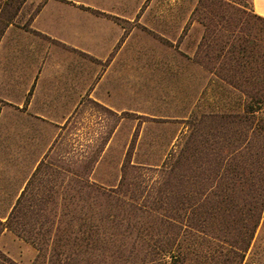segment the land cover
<instances>
[{"label": "trees", "instance_id": "16d2710c", "mask_svg": "<svg viewBox=\"0 0 264 264\" xmlns=\"http://www.w3.org/2000/svg\"><path fill=\"white\" fill-rule=\"evenodd\" d=\"M23 1L0 0V36ZM247 4L198 0L192 11L203 27L195 61L242 94L243 108L203 114L181 136L156 168V195L147 196L162 204L129 203L124 164L116 188L82 177L78 195L99 201L94 206L33 210L23 202L40 165L0 234L26 233L38 250L32 264H243L264 218V17ZM0 264L19 263L0 251Z\"/></svg>", "mask_w": 264, "mask_h": 264}, {"label": "crops", "instance_id": "0c3cea01", "mask_svg": "<svg viewBox=\"0 0 264 264\" xmlns=\"http://www.w3.org/2000/svg\"><path fill=\"white\" fill-rule=\"evenodd\" d=\"M194 7L182 11L180 0L22 2L0 36V179L9 171L0 193H15L11 205L0 196V209L13 208L40 165L68 161V149H58L68 147L72 124L84 129L91 107L146 112L164 87L157 67L180 61L181 19ZM252 8L264 17V0H252Z\"/></svg>", "mask_w": 264, "mask_h": 264}, {"label": "rangeland", "instance_id": "374dc122", "mask_svg": "<svg viewBox=\"0 0 264 264\" xmlns=\"http://www.w3.org/2000/svg\"><path fill=\"white\" fill-rule=\"evenodd\" d=\"M197 1L180 0V8L182 11L190 10ZM231 1L248 3V0ZM163 5L166 7L167 2ZM181 24V42L176 44L174 52L175 62L176 53L180 54L179 63L157 67V73L164 78V87L158 90L159 98L156 101L151 99L149 107L143 108L146 110L143 113H114L102 107H91L82 123L84 129L77 132V125L72 124L68 147L63 145L61 150L58 149L62 155L68 149V161L57 158L50 168L47 163L39 169L23 202L25 207L33 210L57 207L60 210L94 206L99 201L90 197L83 199L78 195L86 191L82 186V177L106 189L116 188L124 164L127 165V176L123 189L135 199L129 203L160 205L162 201L147 196L156 195L159 186L156 168L161 166L172 149H176L181 136L184 133L188 135L199 124L197 120L203 114L242 112L243 95L195 61L197 45L203 33L202 25L191 17L182 18ZM152 68L148 67V70ZM243 86L247 91H258L246 83ZM201 125L205 128L209 124L205 121ZM114 127V136L104 147L107 135ZM231 129L238 131L239 126H232ZM2 173L4 178L0 182L4 183L9 180V171ZM0 196L5 199L4 205L14 203L15 193H9L8 189ZM9 211L0 209V220L4 221ZM34 216L38 220V215ZM58 216H61L60 213ZM24 235L27 236L26 233ZM24 235L4 229L0 234V251L19 264H32L38 250ZM49 251L48 248L47 255ZM243 264H264V218L256 229Z\"/></svg>", "mask_w": 264, "mask_h": 264}]
</instances>
